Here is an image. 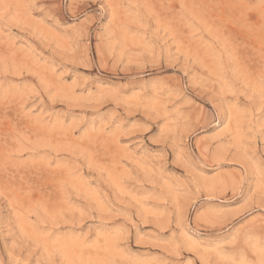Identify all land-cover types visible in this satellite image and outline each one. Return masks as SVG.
<instances>
[{"label":"rangeland","instance_id":"obj_1","mask_svg":"<svg viewBox=\"0 0 264 264\" xmlns=\"http://www.w3.org/2000/svg\"><path fill=\"white\" fill-rule=\"evenodd\" d=\"M0 264H264V0H0Z\"/></svg>","mask_w":264,"mask_h":264}]
</instances>
